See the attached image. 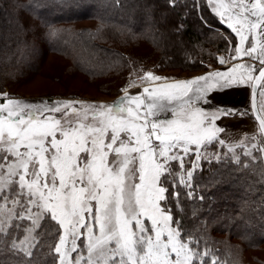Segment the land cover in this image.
Returning <instances> with one entry per match:
<instances>
[{
	"label": "snow or ice",
	"instance_id": "obj_1",
	"mask_svg": "<svg viewBox=\"0 0 264 264\" xmlns=\"http://www.w3.org/2000/svg\"><path fill=\"white\" fill-rule=\"evenodd\" d=\"M208 3L239 37L230 59L247 57L258 64L238 63L225 72L155 86L161 77L147 72L141 94L130 96L124 89L112 105L33 104L3 94L0 243L10 241L13 250L31 257L39 237L50 234L55 222L59 238L50 247L58 264H205L206 258L217 264L209 250L192 247L199 242L185 239L179 222L162 208L167 189L161 178L172 174V161L183 169L193 145L199 161V149L222 131L216 119L233 114L226 108L206 113L194 107L195 101L207 102V93L217 87L252 84L259 138L245 136L234 147L244 148L245 156L253 150L264 154V90L259 107L256 101L257 85L264 82V0ZM219 62L227 63L224 57ZM249 139L256 142L246 145ZM192 175L187 171L188 180ZM180 183H186L184 176Z\"/></svg>",
	"mask_w": 264,
	"mask_h": 264
},
{
	"label": "trees",
	"instance_id": "obj_2",
	"mask_svg": "<svg viewBox=\"0 0 264 264\" xmlns=\"http://www.w3.org/2000/svg\"><path fill=\"white\" fill-rule=\"evenodd\" d=\"M82 19L99 25L65 28ZM111 30L124 37L119 44L133 46L145 40L158 54L153 60L180 69L198 68L209 53L222 52L228 40L235 39L206 0H0V93L8 82L4 76L21 77L35 68L36 57L47 50L71 55L75 66L91 77L111 70L121 75L129 61L147 60V54L136 51L129 60ZM218 141L202 147L204 155L189 185L181 184L180 177L192 168L194 153L184 158L183 169L178 161L171 162L172 174L161 178L167 189L162 208L179 222L185 239L199 242L192 247L209 250L217 264H264V259L252 263L242 259L249 256V249L264 244L262 159L242 155L237 162L228 146ZM55 228L51 222L50 234L39 237L31 257L13 250L10 241L0 243V264L55 263L50 247L58 240ZM205 264H210L207 258Z\"/></svg>",
	"mask_w": 264,
	"mask_h": 264
},
{
	"label": "rangeland",
	"instance_id": "obj_3",
	"mask_svg": "<svg viewBox=\"0 0 264 264\" xmlns=\"http://www.w3.org/2000/svg\"><path fill=\"white\" fill-rule=\"evenodd\" d=\"M206 3L213 12V14L217 17V19L219 18L222 24H224L228 30L234 33L232 29L228 27L227 22L225 20H222L221 17L216 13V11L213 10V6L208 3V0H206ZM27 23H29V20L27 21ZM96 25L98 26L99 23L97 22L93 23L91 20L82 19L78 22L65 24V28L69 30H73L79 27L93 28V26ZM111 31L113 37L112 39L117 42L116 44H118L123 51H127V53H129L128 55L129 60L131 56L134 54L133 53L134 51L138 52V54H147L148 55L147 60H143L141 62L137 60L136 62L139 63H132L131 61H129L128 64L125 65V67L122 70H120L121 75H118L117 74L118 72L114 73L111 70V72L107 71L102 75L91 77L81 72L75 66L74 64L75 60L71 55L57 54L47 50L41 54L39 53V55L36 57L35 68L34 69L29 68L26 72H24V75H22L21 77L16 78L17 75L16 74L14 76L15 78L11 79V77L9 78L3 75L4 77H6L5 80L8 82H6V84L2 86L3 91H1L0 93V98H4V101L0 103L6 102V98L3 95L6 94L7 98L18 99L22 102L33 103V104L47 102L49 105H52L53 102L55 101H81L84 102V104L112 105L124 95V91H123L124 89H127L128 95L130 96L141 94L142 88L146 86L145 82L141 79V77H143L147 72H152L154 75L161 77L160 81H156L152 85L155 86L164 83H173L176 81L191 80L196 77L206 75L211 71L225 72L228 71V69H230L234 64H238V63L258 64V61H251L247 57L236 60L230 59V56L234 54L232 53V49H234V47L238 46L239 44V37L235 33H234L235 39L234 40L232 39V42L228 40L229 43L225 50H223L218 54H216L215 51L213 50L211 53L207 55V57L204 59V62L200 61L201 64L199 63V66H197L198 68L180 69V68L168 67V66L163 67V65L153 60L155 58L157 60L158 54L156 51L152 50L153 47L147 41L138 40L140 42L133 43V46L119 44V41L122 42L124 37L120 35L119 32H114L113 30ZM106 33H108V31ZM258 34H259V30H258ZM252 38L253 37L250 34L249 41H251ZM108 45L110 46V43H108ZM247 46L248 43L246 42L245 47ZM221 57H224L227 63L221 64L219 62ZM255 74L256 72L253 75ZM245 84L248 86L247 90L250 93L251 83H245ZM241 85L243 84H236L223 89L219 87L214 88L212 91L207 93L205 97L207 102H205V100H199V101H195L194 103V107L200 108L206 113H214L217 111V109L224 108L221 105H227V103L223 102V99H225L227 96H230V98L233 99L232 101H234V104L230 106H235L236 107L235 110H240L241 112L232 114L235 115V117L233 118H223V116L225 115H221L220 121H219L220 118L219 116L218 119H216L215 121V126L217 128L220 127L223 128L222 126L224 127L226 126V128H223V132H226L227 129L230 130L234 128V129H238V131L242 133L238 136L236 141L224 142L228 146L227 147L228 153L235 160L236 157L240 158L242 155H244V148L234 147L235 145L238 144V142L243 140L245 136L251 137L253 135H256L259 138L258 126L250 113L249 93L248 95L245 96L246 99L244 103L241 102L238 97H236L239 93L236 90H239V86ZM260 87L263 88V84H261ZM225 89H233V92L235 94L227 95V93L223 92L225 91ZM260 90L261 89H259V91ZM259 91L257 94V107H259V102L262 99L259 96ZM213 100L215 102H213ZM240 105H243V107H241ZM74 107L79 109L81 105L75 104ZM241 113H246V114L241 115ZM237 114H239L238 118H237ZM54 115L57 118H61L62 114L56 113ZM166 116L169 119L172 118L171 113H167ZM68 119L75 120V116L69 115ZM249 120L252 122V126ZM248 123H250L251 127H248ZM217 139L221 140L218 134H217ZM254 142L256 141H252L251 139H249L245 141V144L250 146ZM230 147H234V151H230L229 150ZM192 149L193 150L190 153H194L195 155L192 166L195 163L197 165L195 168H197L199 167L198 165L200 163V160L204 155V151L202 150V147L199 149V151L201 152V158L199 161H197L196 146L193 145ZM248 157L254 160H256L257 157H260L264 165V154L260 152L253 150V155ZM189 171H193V167ZM184 177L186 180L185 184L189 185L190 180H188L186 174ZM146 223L150 224V222L148 221H146ZM82 231H84L86 235V230L82 229ZM247 252L250 254L247 258L245 256L242 257L244 262L252 263L258 260H262L264 259V244L263 246H260L258 248L249 249ZM53 264H58L57 255H56V261Z\"/></svg>",
	"mask_w": 264,
	"mask_h": 264
},
{
	"label": "crops",
	"instance_id": "obj_4",
	"mask_svg": "<svg viewBox=\"0 0 264 264\" xmlns=\"http://www.w3.org/2000/svg\"><path fill=\"white\" fill-rule=\"evenodd\" d=\"M230 66H228V67H230ZM247 88H248V86L246 84H243V85L239 86V90H236V91L239 92L236 97H238L240 99V101L243 102V103H244V101L246 99L245 96L248 95V93H249V91L247 90ZM246 90H247V93H246ZM223 92L227 93V95H229V94H235L233 92V89H225V91H223ZM232 100L233 99H231L230 96H227L225 99H223V102L227 103V105H221V106L224 107V108H226V109L235 110V108H236L235 106H230V105L234 104V101H232ZM213 102H215V101L213 100ZM213 104H215V103H213ZM240 106L243 107V105H240ZM238 115L239 114H237V118H238ZM233 117H235V115H225V116H223V118H233ZM220 120H221V116L219 118V121ZM250 123H251V126H252V122L251 121H250ZM250 123H248V127H251L250 126ZM219 127H220V125H219ZM222 127L223 128H226V126L225 127L222 126ZM223 128L220 127V129H222V131L219 132V133H217V134L221 138V140H223L224 142H228V141L229 142H233V141H236L237 138H238V136L240 134H242L240 131H238V129H234V128H232L230 130L227 129L226 132H223Z\"/></svg>",
	"mask_w": 264,
	"mask_h": 264
},
{
	"label": "water",
	"instance_id": "obj_5",
	"mask_svg": "<svg viewBox=\"0 0 264 264\" xmlns=\"http://www.w3.org/2000/svg\"><path fill=\"white\" fill-rule=\"evenodd\" d=\"M255 76H258V72H256V74L254 75V77ZM259 89H260V85H257V94H258ZM257 94H256V101H257ZM252 101H253V93H252V84H251V86H250V93H249L250 112H251L252 118L256 122V124L258 126V129H259V122L256 120L255 113H254L253 108H252Z\"/></svg>",
	"mask_w": 264,
	"mask_h": 264
}]
</instances>
